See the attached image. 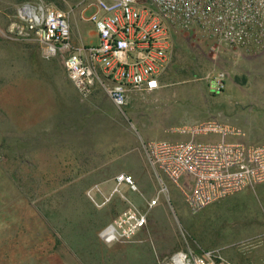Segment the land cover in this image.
<instances>
[{"label": "rangeland", "instance_id": "obj_1", "mask_svg": "<svg viewBox=\"0 0 264 264\" xmlns=\"http://www.w3.org/2000/svg\"><path fill=\"white\" fill-rule=\"evenodd\" d=\"M27 5L64 13L73 49L97 44L95 0H0V264H163L209 251L264 264V184L192 214L145 153L148 141L184 140L206 121L264 145V45L216 52L194 31H173L161 88L119 107L104 89L69 82L66 53L47 55ZM121 174L137 190L119 185ZM131 211L145 219L133 234Z\"/></svg>", "mask_w": 264, "mask_h": 264}, {"label": "built area", "instance_id": "obj_2", "mask_svg": "<svg viewBox=\"0 0 264 264\" xmlns=\"http://www.w3.org/2000/svg\"><path fill=\"white\" fill-rule=\"evenodd\" d=\"M95 7L97 44L79 49H73L64 13L47 9L37 18H27L47 55L66 53L65 69L74 86L86 92L100 87L119 107L129 103L134 91L154 93L161 88L170 65L173 31H194L216 52L264 45V0H95ZM183 133L184 140L148 141L145 153L157 176L180 189L192 214L264 184V145L237 140L245 136L240 128L206 121ZM211 135L218 140H198ZM117 182L136 189L125 174ZM134 219L139 226L145 223ZM118 234L117 227L112 238L103 237L112 241ZM163 264L233 263L209 251L178 252Z\"/></svg>", "mask_w": 264, "mask_h": 264}, {"label": "bare ground", "instance_id": "obj_3", "mask_svg": "<svg viewBox=\"0 0 264 264\" xmlns=\"http://www.w3.org/2000/svg\"><path fill=\"white\" fill-rule=\"evenodd\" d=\"M23 12L25 13V17H29V16H36V18L38 17L37 15V12L35 11V9H33L32 7H24L23 9ZM137 190V189H136ZM136 214L134 212H130V218L131 219H134L136 218ZM127 217V215H126ZM125 222V219H120L119 222H116V226L117 227H120L122 225V223ZM140 224H135L133 225V228L136 229L137 227H139ZM115 227V226H114ZM117 227L113 228V227H108L104 232H103V236H106V235H110V237L112 238V235L117 231ZM126 232V231H125ZM133 233H136L135 231ZM181 257V256H179ZM180 259V258H179Z\"/></svg>", "mask_w": 264, "mask_h": 264}, {"label": "crops", "instance_id": "obj_4", "mask_svg": "<svg viewBox=\"0 0 264 264\" xmlns=\"http://www.w3.org/2000/svg\"><path fill=\"white\" fill-rule=\"evenodd\" d=\"M95 26V25H94ZM69 80V79H68ZM69 82L73 85V83L69 80ZM95 90H98V91H102V89L100 88V87H97V89H95ZM102 92H104V91H102ZM105 93V92H104ZM124 184V183H123ZM123 184H121V185H123Z\"/></svg>", "mask_w": 264, "mask_h": 264}, {"label": "water", "instance_id": "obj_5", "mask_svg": "<svg viewBox=\"0 0 264 264\" xmlns=\"http://www.w3.org/2000/svg\"><path fill=\"white\" fill-rule=\"evenodd\" d=\"M110 227H113V228H115L113 224H112V225H110Z\"/></svg>", "mask_w": 264, "mask_h": 264}]
</instances>
